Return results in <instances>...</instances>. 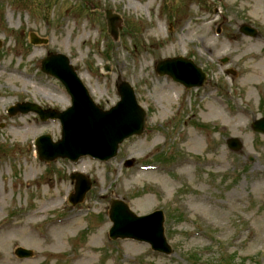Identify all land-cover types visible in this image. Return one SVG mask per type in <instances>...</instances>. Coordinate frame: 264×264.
<instances>
[{"label":"rangeland","instance_id":"1","mask_svg":"<svg viewBox=\"0 0 264 264\" xmlns=\"http://www.w3.org/2000/svg\"><path fill=\"white\" fill-rule=\"evenodd\" d=\"M106 11L122 20L117 41L108 34ZM244 24L259 36L245 37ZM31 34L47 44L32 45ZM49 53L68 57L103 109L119 101L117 84L129 83L147 112L146 133L125 141L107 163L43 164L35 140H60V123H42L34 114L10 117L8 109L18 103L57 111L71 106L63 86L41 73ZM178 57L203 69L208 85L187 91L156 74L157 62ZM262 61L264 0H0V227L27 225L35 235L24 239L23 230L15 231L5 263L78 264L86 257L87 264H264V182L253 185L264 176V135L251 128L264 116ZM171 85L180 89L165 97L161 88ZM211 105L222 110L214 119L206 117ZM196 138L200 144L192 147ZM231 138L243 144L239 153L228 149ZM184 159L195 162L189 177L175 168ZM73 173L92 182L76 207L67 204ZM239 186L243 200L229 205L226 195ZM198 196L222 218L203 219L190 210L189 198ZM54 199L58 208L41 211ZM114 200L138 216L163 211L172 255L111 241ZM68 216L77 229L56 236L63 252L51 258L46 228ZM15 248L33 251L35 259L20 260Z\"/></svg>","mask_w":264,"mask_h":264},{"label":"water","instance_id":"2","mask_svg":"<svg viewBox=\"0 0 264 264\" xmlns=\"http://www.w3.org/2000/svg\"><path fill=\"white\" fill-rule=\"evenodd\" d=\"M109 33L114 39L118 37L120 20L107 12ZM242 32L257 36L250 27H242ZM32 43H44L35 35H31ZM157 73L168 75L188 89L202 87L206 76L191 61L182 58L162 61L157 65ZM42 71L62 82L72 99V107L65 112L53 110L42 111L36 105H18L10 109V114H26L34 112L42 121L58 119L62 125V140L53 143L50 136H43L36 141L41 161L51 163L59 158L78 162L82 157L90 156L100 161H109L117 156L119 146L134 135L141 136L145 132L146 113L138 105L133 89L128 83L118 86L121 102L110 111H103L95 105L88 91L78 78L70 61L63 55L49 54L42 61ZM255 130L264 132V120L255 123ZM230 147L239 151L241 145L236 140L229 141ZM132 162L128 166H132ZM75 192L70 196L69 204L76 206L84 202L92 188L91 181L80 174H74ZM109 218L113 223L110 230L112 240H136L148 243L154 251L171 254L164 233V214L156 212L146 217H137L122 201H114L111 205ZM17 256L29 258L32 252L18 249Z\"/></svg>","mask_w":264,"mask_h":264},{"label":"bare ground","instance_id":"3","mask_svg":"<svg viewBox=\"0 0 264 264\" xmlns=\"http://www.w3.org/2000/svg\"><path fill=\"white\" fill-rule=\"evenodd\" d=\"M264 61L261 62V64H263ZM264 69V64H263V68ZM9 78H16L18 74L16 72H11L9 74ZM15 79V80H16ZM255 79V78H254ZM14 80V81H15ZM32 81H29V84H31ZM35 90L40 89V87L38 85H35ZM177 88L173 85L171 86H166V87H162L161 91L163 90L165 93H162L163 95L168 96L169 91H174ZM62 98L64 99V96L62 95ZM209 113L206 116L207 118L209 117L210 119H214L218 116V113H220V111L222 112V110L219 107H216L215 105H211L209 107ZM220 110V111H219ZM191 142V146L192 147H197L200 144V141L196 139H193L190 141ZM193 161L192 160H186L180 164H178L177 169L180 171V175H185L187 177L190 176L191 174V166H193ZM254 182V181H253ZM264 182V177H262L258 182L254 183L253 185L257 186L258 184H263ZM240 189H242V186H239L237 188H235L234 190H232L231 192H229L226 195V202L229 203V205H232L233 203H235L236 201L238 202L239 200H243L242 197H240ZM2 199V197H1ZM56 200H49L46 205H44L41 209V211H52L56 208H58V204L54 203ZM55 204V205H54ZM189 209L193 210L195 212H201V217L203 219H205V216H214L218 219L222 218V214L219 213L217 211L216 206L211 205V203L203 196H198V197H194V198H189ZM37 215V213L34 214H30L27 219L31 220L32 218H34ZM73 217L72 216H68L66 219H63L61 221H57V222H52L50 223L45 231L44 236L48 237L51 239L50 243L47 245L48 249H49V255H51L50 257H54L58 254H61L63 252V249L60 247H58V242L56 240V236L57 235H65L67 232H69V230L72 229H77L76 225L73 224ZM29 227L27 225H22V226H13L11 228H2L0 227V242H6L5 246H4V251L0 250V263L1 264H6L5 261L7 262V258L8 260H10L9 257V253H8V248L9 245L11 244V242H13V240L15 241L13 234L16 233L15 231L18 230H23V237L24 239H33L35 240V235L32 231H30L28 229ZM19 231V232H20ZM2 237H4V240L2 239ZM1 249V248H0ZM44 252H42L41 254H39L40 256H44ZM89 261L88 258L86 257H82L79 259V261H77L78 264H87Z\"/></svg>","mask_w":264,"mask_h":264}]
</instances>
